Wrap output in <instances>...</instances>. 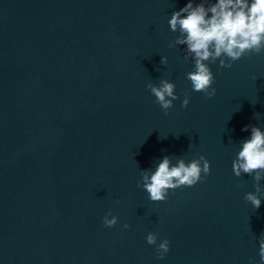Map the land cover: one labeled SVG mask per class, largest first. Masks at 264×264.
Wrapping results in <instances>:
<instances>
[{
	"label": "water",
	"instance_id": "95a60500",
	"mask_svg": "<svg viewBox=\"0 0 264 264\" xmlns=\"http://www.w3.org/2000/svg\"><path fill=\"white\" fill-rule=\"evenodd\" d=\"M187 3L0 0V264H260L264 190L255 210L232 162L246 125L264 131V51L209 63L215 96L193 91L186 46L169 47ZM161 79L179 97L167 115L147 88ZM201 155L210 174L166 201L138 186L165 156Z\"/></svg>",
	"mask_w": 264,
	"mask_h": 264
},
{
	"label": "clouds",
	"instance_id": "9594fccd",
	"mask_svg": "<svg viewBox=\"0 0 264 264\" xmlns=\"http://www.w3.org/2000/svg\"><path fill=\"white\" fill-rule=\"evenodd\" d=\"M170 31L179 33L169 47L185 45L184 60L192 58L194 70L187 73L192 90L203 93L206 98L215 96L214 75L209 63L219 60L221 68H231L232 63L245 55L260 54L264 51V0H188V3L174 11L168 21ZM167 57H161L160 63L166 64ZM227 61V62H226ZM176 85L168 79H161L159 86L148 83L152 95L165 115L179 99L175 92ZM189 97L185 95L181 107L186 108ZM251 129V136L244 140L236 158L232 162V170L237 178L242 175L251 176L255 191L245 194V200L256 210L261 207V181L264 180V131L255 125H246L242 131ZM210 162L203 156L186 162L183 158L172 164L165 156L155 171L141 170L138 186L142 187L152 202L166 201L169 190L192 187L203 181L210 174ZM241 187V185H237ZM118 218L108 212L103 218L106 228L114 227ZM129 224H123L128 229ZM150 232L146 236L149 245L156 246L158 259L168 253L169 241L161 240ZM260 264H264V234L259 239Z\"/></svg>",
	"mask_w": 264,
	"mask_h": 264
}]
</instances>
